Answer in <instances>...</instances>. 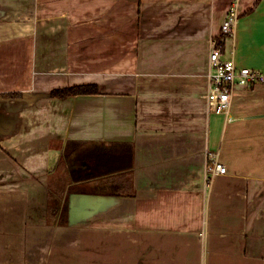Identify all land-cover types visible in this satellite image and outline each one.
<instances>
[{"label": "crops", "instance_id": "crops-1", "mask_svg": "<svg viewBox=\"0 0 264 264\" xmlns=\"http://www.w3.org/2000/svg\"><path fill=\"white\" fill-rule=\"evenodd\" d=\"M222 37L264 71V0H0V264H264V85L210 109ZM71 141L132 143L133 195Z\"/></svg>", "mask_w": 264, "mask_h": 264}, {"label": "trees", "instance_id": "trees-1", "mask_svg": "<svg viewBox=\"0 0 264 264\" xmlns=\"http://www.w3.org/2000/svg\"><path fill=\"white\" fill-rule=\"evenodd\" d=\"M225 37L219 38V44L223 45ZM100 94V88L97 85H79L64 89H57L50 93L51 97L64 98L69 96L79 95H97ZM120 147H125V151H120ZM118 148V152L116 151ZM128 149V150H126ZM65 153L76 152V159L83 161H96L98 170L103 171L99 175H91L89 179L100 180L99 183L93 185V189L100 194L108 195H133V184L131 182L132 166L129 162L132 161L133 144L128 142H114L111 146L107 144H88L86 141H71L65 147ZM121 152V153H120ZM128 154V158H127ZM119 159V160H118ZM65 158H62L60 167L64 165ZM130 165V166H127ZM119 174L122 177L115 179V175ZM130 176V180L128 179ZM75 177H77V172ZM81 181L82 178H76V181ZM101 182V183H100ZM130 190V192H129Z\"/></svg>", "mask_w": 264, "mask_h": 264}, {"label": "built area", "instance_id": "built-area-1", "mask_svg": "<svg viewBox=\"0 0 264 264\" xmlns=\"http://www.w3.org/2000/svg\"><path fill=\"white\" fill-rule=\"evenodd\" d=\"M239 20L236 7L232 8L221 29L223 36H233ZM210 90L207 100L210 109L230 116L232 98L237 87L251 89L264 85V71L248 67L240 68L234 60L223 57V48L217 38L211 41L210 52ZM209 172L216 175L227 174V167L218 158L209 164Z\"/></svg>", "mask_w": 264, "mask_h": 264}, {"label": "rangeland", "instance_id": "rangeland-1", "mask_svg": "<svg viewBox=\"0 0 264 264\" xmlns=\"http://www.w3.org/2000/svg\"><path fill=\"white\" fill-rule=\"evenodd\" d=\"M78 164L81 165V163H78ZM66 165H67V162H66ZM84 168H89V166H84ZM90 168H89V170H90ZM79 169H80V167H79Z\"/></svg>", "mask_w": 264, "mask_h": 264}]
</instances>
